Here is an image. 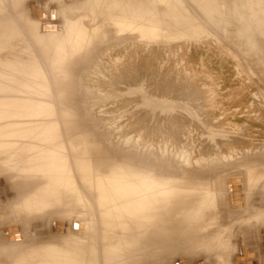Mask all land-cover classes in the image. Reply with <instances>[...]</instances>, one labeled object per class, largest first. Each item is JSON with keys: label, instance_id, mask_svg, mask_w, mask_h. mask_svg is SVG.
Returning <instances> with one entry per match:
<instances>
[{"label": "rangeland", "instance_id": "374dc122", "mask_svg": "<svg viewBox=\"0 0 264 264\" xmlns=\"http://www.w3.org/2000/svg\"><path fill=\"white\" fill-rule=\"evenodd\" d=\"M113 1L0 0V259L38 243L56 249L39 264H78L72 257L86 246L96 248L82 255L87 264L126 263L127 225H104L116 210L91 217L95 205L69 195L83 181L80 164L95 180L108 166L133 163L151 165L156 196L169 193L155 207L163 219L156 214L141 264H233L242 249L264 264V0H119L128 36L112 27L121 12L108 9ZM30 5L42 16L30 19ZM69 28L94 34L74 32V41ZM66 42L76 46L71 56ZM45 182L50 188L35 198ZM180 205L201 216L182 217Z\"/></svg>", "mask_w": 264, "mask_h": 264}, {"label": "bare ground", "instance_id": "6f19581e", "mask_svg": "<svg viewBox=\"0 0 264 264\" xmlns=\"http://www.w3.org/2000/svg\"><path fill=\"white\" fill-rule=\"evenodd\" d=\"M107 1V0H106ZM208 2H210L211 3V1L213 2L214 0H207ZM100 2H101V0H100ZM115 2V3H114ZM193 2V1H192ZM197 2V1H196ZM102 3V2H101ZM151 3V2H150ZM205 3V2H204ZM107 5L109 6V10L111 9V11H113V12H116V11H119V10H121L120 8H119V5H120V3H119V0H114L113 2H109V3H107ZM40 6V5H39ZM32 7V5H30L29 6V9ZM69 7V6H68ZM208 7V6H207ZM37 8H39L38 6H37ZM151 8H153V7H148V8H146L145 10H150ZM47 9V11H48V13L50 12V10L52 9V8H46ZM107 9V10H108ZM31 10V11H30ZM29 10V18L30 19H32L31 18V14L33 13V15L35 14V15H38V14H36V11H33V9H30ZM70 12V11H69ZM44 13V11H42V14ZM117 14H118V16L120 17H116V18H114V17H111L112 19H113V22H112V27L113 28H116V30L117 31H119V35L121 34V35H126V36H128L129 35V31H127L128 29H130L131 28V24L132 23H130V21L128 22L127 21V19H125V18H128V17H126L125 15L126 14H124V12L121 10V12H117ZM55 16H56V18H58L59 17V12L58 11H56V13L54 14ZM96 15V14H95ZM42 16V15H41ZM37 18V17H36ZM35 19V18H34ZM138 18H136V20H137ZM33 20V19H32ZM135 20V21H136ZM138 21H141L140 19L138 20ZM137 21V22H138ZM74 23V22H73ZM138 23H141V22H138ZM69 24L70 25H74V24H72L71 23V21H69ZM69 25V26H70ZM68 26V27H69ZM72 26H70L71 28H72ZM73 28H74V26H73ZM118 28V29H117ZM66 29H68V28H66ZM70 29V28H69ZM76 29V28H75ZM74 30V29H73ZM137 31V30H136ZM70 32H71V29H70ZM74 32L77 34V35H80L79 36V38H83L84 36L86 37V35L87 36H89L90 37V32H91V34L93 33V31H90L89 32V35H88V33H86V32H88V31H82V30H74ZM74 32H71L70 33V38L72 39L73 38V36H71V35H73V33ZM139 33V32H138ZM94 34V33H93ZM92 34V35H93ZM105 34V33H104ZM69 35V34H68ZM76 35V36H77ZM120 35V36H121ZM75 36V37H76ZM82 36V37H81ZM106 36V35H105ZM120 36H119V38H120ZM73 38L74 39V41H75V39L77 38ZM123 37V36H122ZM67 38L69 39V36H67ZM78 38V39H79ZM109 38V37H108ZM101 39V38H100ZM69 41V40H68ZM71 41H73V40H71ZM92 42V41H91ZM75 43H77V42H75ZM78 43H80V42H78ZM85 43V42H84ZM63 44V43H62ZM61 44V46H58V48H59V50L60 49H63V47H66V46H64V44L66 45L67 44V42L66 43H64L63 45ZM90 44V43H89ZM67 45H69V44H67ZM79 45V44H78ZM56 46V45H55ZM63 46V47H62ZM79 46H81V45H79ZM85 46V45H84ZM97 46H98V44H97ZM70 47V48H69ZM75 47L76 46H74V42L71 44L70 43V45L68 46V48L69 49H67V51L65 52V56H68V54L72 51V50H74L75 49ZM55 48H57V47H55ZM93 48V47H92ZM101 49V48H100ZM58 50V49H57ZM59 50H58V54H59ZM63 50H65V49H63ZM62 50V51H63ZM87 50V49H86ZM56 52V51H55ZM60 52H61V50H60ZM54 53V52H53ZM62 53H64V51L62 52ZM62 53H60V54H62ZM55 54V53H54ZM53 54V55H54ZM71 54V53H70ZM69 54V56H71ZM74 54V53H73ZM50 56H52V55H50ZM55 56V55H54ZM62 56H64V54H62ZM62 56H60L61 57V59H62ZM73 56V55H72ZM58 58H59V55L57 56ZM56 56H55V58H57ZM53 58V57H52ZM70 58V57H69ZM58 60V59H57ZM43 79V78H42ZM47 79V78H46ZM30 104V103H29ZM36 104V103H35ZM24 105V104H23ZM28 106V105H27ZM31 106H32V104H31ZM30 105L28 106V107H26V108H29V107H31ZM23 108V107H22ZM32 108V107H31ZM30 109V108H29ZM56 114V113H55ZM56 121V120H55ZM12 122V121H11ZM15 123V122H14ZM49 127V126H48ZM76 128V127H75ZM46 132V131H45ZM28 133H30V132H28ZM51 134V133H50ZM49 134V136L47 137V138H49L50 140H56V138H54V137H52V135H54V134H51L50 135ZM89 134V133H88ZM56 135V134H55ZM73 135V134H72ZM85 135V134H84ZM85 137H87V136H85ZM25 138V137H24ZM34 138H37V137H33V139ZM45 139V138H44ZM71 139V138H70ZM81 139V138H80ZM47 140V139H46ZM85 140V139H84ZM97 141V140H96ZM33 142V141H32ZM35 142V141H34ZM55 142V141H54ZM50 143V142H49ZM48 143V144H49ZM56 143V142H55ZM72 143V142H71ZM31 144V143H30ZM37 144V143H36ZM35 144V145H36ZM52 144V143H51ZM56 145V144H55ZM85 145V144H84ZM97 145V144H96ZM101 145V144H100ZM108 145V144H107ZM102 146V145H101ZM104 146V145H103ZM23 147V149L26 147V145L25 144H22V146H21V148ZM29 147V146H28ZM33 147H34V145H33ZM100 147V146H99ZM105 147V146H104ZM54 148V146L52 147V149ZM73 148H74V145H73V147L71 148V150H73ZM83 148V147H82ZM85 148V147H84ZM100 148H102V150L104 149L103 147H100ZM16 149V148H15ZM26 149V148H25ZM39 149V148H38ZM37 149V150H38ZM55 149H56V147H55ZM30 150V149H29ZM95 150V149H94ZM99 150V149H98ZM101 150V149H100ZM99 150V151H100ZM104 150H106V149H104ZM75 151V150H74ZM81 151V150H80ZM117 151V150H116ZM35 152V151H34ZM38 152V151H37ZM41 152V151H40ZM76 152V151H75ZM102 152H104V151H102ZM10 153V152H9ZM30 153H31V151H30ZM70 153H72V154H74V152H70ZM77 153V152H76ZM106 153V152H105ZM118 153V152H117ZM10 155V154H9ZM101 155V154H100ZM110 155V154H109ZM114 155V154H113ZM126 155V154H125ZM117 156V155H116ZM116 156H113L114 158H116ZM127 156V155H126ZM75 157H76V155H75ZM87 157V156H86ZM105 157V156H104ZM121 157V156H120ZM119 157V158H120ZM127 157H129V156H127ZM123 158H124V156H123ZM76 159H78V158H76ZM118 159V158H117ZM134 159H135V157H134ZM150 159V158H149ZM112 160H113V158H112ZM120 160V159H119ZM119 160H117V161H119ZM79 161H81V158H80V160H78L77 162H79ZM84 161V160H83ZM121 161V160H120ZM76 162V163H77ZM85 162V161H84ZM122 162V161H121ZM120 162V163H121ZM124 162H125V160H124ZM137 162V161H136ZM144 162V161H143ZM148 162V164H149V161H147ZM82 163V162H81ZM114 163L116 164V161H114ZM139 163V162H138ZM74 164V163H73ZM87 164V163H86ZM85 163L84 164H80V167H79V169L81 170V171H83V173H84V175L82 176L83 178H80V179H83V181H82V183L81 184H77L76 182V186L73 188V190L70 192V195H69V200H70V203H75V204H77L78 206H81V203H83L82 204V206L83 205H85L87 208L89 207V206H91V207H94V205H95V208H97L98 210H89L90 211V213H88V214H90V216L91 217H95L97 214H107V213H110V211L109 210H107L106 209V207L108 206V207H110V208H112V209H115L116 210V216L115 217H113L111 220V222H107V221H105L104 222V225H106V226H108V230L110 229V230H112L113 229V227L115 226V227H117V228H119V229H121L122 227H123V225H127V227H123V228H125V230L124 229H122V233H123V236L125 237V239H126V244H124L123 245V247L125 248V249H127V257L130 259V260H126L125 262L126 263H124V264H141L140 263V261H139V259L141 258V257H150L151 256V253H152V245H153V241H154V238H155V236L154 235H157V231H155V225H154V223H156V222H154L156 219H155V217L157 218V216H158V218H160L161 219V217L163 216V215H161V217H159V215L157 214V216H156V214H155V207L156 206H158V205H160V204H163V203H166V202H169L168 201V194L166 195V194H164L163 193V191L164 190H162L163 188L165 189V186L164 185H167V184H164L163 186H161L160 188H161V190H162V192H160L159 194H162L161 196H156V191L154 190V189H158V187H156V177L155 176H153V170H151V171H153V172H151L150 171V166L148 167V168H150L149 170H148V168H147V170H146V167H145V169H139L140 167L138 166L137 167V169H135L134 167H136V165H134L133 163H132V165L131 166H128L125 170H118V171H115V169L117 168V167H124V165L123 166H121V165H116V166H113V167H110V166H108L107 167V169H108V171H107V173H105V174H101L100 176H98L97 178H95V180H92L91 179V177H89V175H88V170L86 171V167H87V165H86ZM119 164V163H118ZM124 164V163H123ZM135 164H137V163H135ZM142 163L140 162V165H141ZM151 164V163H150ZM39 165V164H38ZM113 165V164H112ZM111 165V166H112ZM143 165V164H142ZM141 165V168L142 167H144V165L142 166ZM251 170H249L248 172H247V174L246 175H243V178H241L242 180V183H241V188H242V192H244V193H242V194H244V196H245V190H246V188H248V186H249V184H247V182H249V181H251V177L250 176H252V173H253V171L252 172H250ZM240 173V172H239ZM231 174V173H230ZM235 174V173H234ZM155 175V174H154ZM208 175V174H207ZM214 175V174H213ZM206 176V175H205ZM224 176V175H223ZM229 176V175H228ZM220 177V176H219ZM226 177V176H225ZM158 178V177H157ZM164 178V177H163ZM184 178V177H183ZM191 178V177H190ZM231 178H233V176L231 177ZM231 178H230V180H231ZM236 178V177H235ZM187 179V178H186ZM194 179V178H193ZM196 179V178H195ZM194 179V180H195ZM200 179V181H201V178H199ZM212 179V178H211ZM210 179V180H211ZM167 180V179H166ZM169 180V179H168ZM192 180V179H191ZM155 181V182H154ZM170 181V180H169ZM186 182H190L189 180H185ZM40 182H43V181H40ZM165 182H168V181H165ZM164 181H163V183H165ZM175 182H177V180H175ZM80 183V182H79ZM162 183V184H163ZM192 183V182H191ZM201 183V182H200ZM169 184H171V183H169ZM185 184V183H184ZM208 184V183H207ZM211 184H212V181H211ZM155 185V186H154ZM173 185V184H172ZM172 185H170V186H172ZM199 184H197V186H198ZM202 185V184H201ZM200 185V186H201ZM209 185V184H208ZM230 188H232L233 189V187H234V185H232L231 183H230ZM159 186V185H158ZM167 186H169V185H167ZM189 186H191V189H192V185H189ZM156 187V188H155ZM163 187V188H162ZM196 187V186H195ZM202 187V186H201ZM207 187V186H206ZM210 187V186H209ZM227 187H228V185H227ZM236 187V186H235ZM50 188V186L45 182V183H39L37 186H36V188H35V190H34V192H33V194H34V196H35V198H39L47 189H49ZM160 188H159V190H160ZM169 189L171 188V187H168ZM173 188V187H172ZM171 188V189H172ZM204 188V187H203ZM220 188H221V185H220ZM240 188V187H239ZM11 189V188H10ZM196 189H197V187H196ZM207 189H209V188H207ZM6 190V189H5ZM12 190V189H11ZM159 190H157L158 192H159ZM0 191H2V190H0ZM165 191H167L166 189H165ZM169 191V190H168ZM174 191V190H173ZM173 191H170L171 192V194H172V192ZM178 191V190H177ZM190 191H192V190H190ZM195 191V190H194ZM193 191V192H194ZM197 191V190H196ZM203 191V190H202ZM4 192V191H3ZM3 192H2V194H3ZM8 192V191H7ZM7 192H5V193H7ZM176 191H174V193H175ZM221 192H222V190H221ZM8 193H10V192H8ZM13 192H11L10 194H12ZM198 193H200V191L198 192ZM223 194V193H222ZM221 194V195H222ZM158 195V194H157ZM163 195H165V196H163ZM197 195H199V194H197ZM201 195V194H200ZM5 196V195H4ZM7 196H8V194H7ZM236 196V195H235ZM239 196H241V198L240 199H242V198H244V196L243 195H239ZM243 196V197H242ZM1 197V196H0ZM156 197H158V198H156ZM162 197H167L166 199H167V201L166 202H164L163 200L165 199H162ZM210 198L211 196H207V197H205V200H206V202L209 200V199H207V198ZM220 198H222L221 196H219ZM234 197V196H233ZM9 198V197H8ZM171 198V197H170ZM187 198V197H186ZM192 198V197H191ZM194 198V197H193ZM231 198V197H230ZM238 198V197H237ZM237 198H234V200L235 199H237ZM213 199V198H212ZM188 200V199H187ZM191 200H193V199H191ZM231 200H232V198H231ZM244 200V199H243ZM190 202V204H192L191 203V201H189ZM242 202V201H241ZM259 202V201H258ZM79 203H80V205H79ZM187 204H189L188 203V201L186 202V205ZM189 204V206L188 207H190L191 205ZM236 204V203H235ZM237 204H238V202H237ZM231 205V204H230ZM187 206H186V208H187ZM262 206V205H261ZM52 207V214L53 213H55V211H56V205H53V206H51ZM67 207H69V206H67ZM192 207V206H191ZM194 207V206H193ZM177 208H180V211H179V213H182V217L184 216L183 215V213L184 212H186V211H184V206L183 205H180V206H178ZM78 210H80L79 208H77ZM189 209V208H188ZM187 209V210H188ZM192 209V208H191ZM195 209L196 208H194V210H189V212H190V215H189V217H192V216H194V217H196V218H198L199 216H201V212H197V211H199V210H197L196 211V213H194V212H192V211H195ZM233 209V208H232ZM235 209V208H234ZM69 210H70V212L72 213V208L71 207H69ZM30 211H32V213H33V210H30ZM188 211L186 212V213H189ZM194 213L192 216H191V214L192 213ZM178 214V213H177ZM185 214V213H184ZM257 214V213H256ZM129 216V217H128ZM175 216H177L176 215V213H175ZM186 217L188 216V214H186L185 215ZM128 217V218H127ZM172 217V216H171ZM178 217H180V216H178ZM181 217V219H183L184 220V218H182ZM194 217H192L193 219H194ZM164 218H166L165 216H164ZM191 218V220L189 219V223H190V221L192 222L193 221V219ZM162 219H163V217H162ZM186 219H188V218H186ZM262 219V218H261ZM157 220H159V219H157ZM166 220V219H165ZM195 220H197V219H195ZM194 220V221H195ZM199 221H200V223H201V220H200V218L198 219ZM264 220V219H263ZM171 221H175V220H171ZM198 221V222H199ZM63 222V221H62ZM159 222H161L160 220H159ZM165 222H167V221H165ZM197 222V221H196ZM198 222L196 223V224H198ZM162 223V222H161ZM171 223V222H170ZM169 222H168V224H170ZM178 223V222H177ZM200 223H199V225H200ZM157 224V223H156ZM158 224H160V223H158ZM167 224V225H168ZM182 224V223H181ZM164 225H166V223H164L162 226L163 227H166V226H164ZM171 225V224H170ZM170 225H169V227H170ZM174 225H175V223H174ZM194 225V224H193ZM169 227H167V229H166V231H168V228ZM172 227V228H171ZM171 229H174L173 227H175V226H172L171 225ZM192 227V226H191ZM199 227V230H201L200 229V226H198ZM198 227H196L197 228V230H198ZM261 227H263V226H261ZM162 229H164V228H162ZM179 228H177V230H178ZM185 229V228H184ZM183 229V230H184ZM190 229H192V228H190ZM189 228L187 229V230H190ZM123 230H124V232H123ZM198 230V231H199ZM164 231V230H163ZM170 231V230H169ZM168 231V232H169ZM186 231V230H185ZM191 231H194V228L191 230ZM155 232H156V234H155ZM165 232V231H164ZM171 232L172 233H174L172 230H171ZM171 232H170V234H171ZM183 232V231H182ZM195 232V231H194ZM121 233V234H122ZM166 233V232H165ZM178 233H181V231L180 232H178ZM184 233V232H183ZM183 233H181V234H183ZM191 233V232H190ZM193 233V232H192ZM189 234V233H188ZM177 235V234H176ZM263 237H264V235H262V240H264L263 239ZM100 238H101V236H100ZM213 238H215V237H213ZM33 241H35V240H33ZM31 242H32V240H31ZM33 243V242H32ZM120 243V242H119ZM263 243H264V241H263ZM70 245H69V247L66 249V250H69L71 247H72V245H73V239H72V241L69 243ZM120 246H121V243H120ZM20 248V247H19ZM121 248H122V246H121ZM204 249V248H203ZM123 250V249H122ZM96 251V248H94V247H92V246H86V247H84V248H81V249H79V250H77L76 251V256L77 257H72V259H74V258H80L81 260H80V262L78 263V264H87V259H85L82 255H88V254H92V253H94ZM54 253H56V249H54L53 247H51V248H42V247H40L39 246V244L37 243V244H33L32 246H31V248L30 249H24V251L23 252H20V253H16V256L15 257H13V258H11V259H13L14 261H12V263H10V261H11V259H8V257H10L11 255H15V254H6L5 252L2 254V259H0V264H37V263H35L34 261H32V260H30V257H33V256H35L36 257V259L38 260V264H39V262L41 261V260H45V259H49V257L50 256H52ZM240 258H241V260H240ZM8 259V260H7ZM239 259V261H237ZM183 260H180V262H182ZM187 261V260H186ZM191 261V260H190ZM188 262V264H192V262ZM229 262V261H228ZM183 263V262H182ZM254 264V261L250 258H247V256L244 254V249H242V254H239V255H237V256H235L234 258H233V264ZM201 264V263H200ZM230 264V263H229Z\"/></svg>", "mask_w": 264, "mask_h": 264}, {"label": "water", "instance_id": "95a60500", "mask_svg": "<svg viewBox=\"0 0 264 264\" xmlns=\"http://www.w3.org/2000/svg\"><path fill=\"white\" fill-rule=\"evenodd\" d=\"M32 9H33V11H36V14H38V16L41 17V10H39V9L35 10L34 8H32ZM44 29H45L46 31H48V30H52L53 28H50V27H46V26H45ZM9 232H11V230H10ZM262 232L264 233V230H263Z\"/></svg>", "mask_w": 264, "mask_h": 264}]
</instances>
